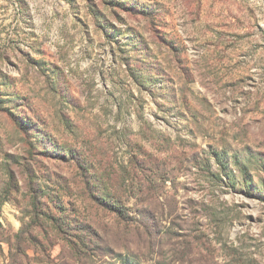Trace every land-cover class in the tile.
Listing matches in <instances>:
<instances>
[{
  "label": "rangeland",
  "instance_id": "374dc122",
  "mask_svg": "<svg viewBox=\"0 0 264 264\" xmlns=\"http://www.w3.org/2000/svg\"><path fill=\"white\" fill-rule=\"evenodd\" d=\"M0 264H264V0H0Z\"/></svg>",
  "mask_w": 264,
  "mask_h": 264
}]
</instances>
